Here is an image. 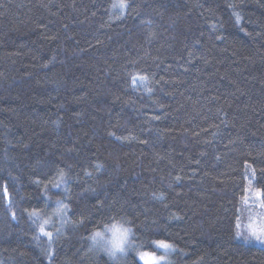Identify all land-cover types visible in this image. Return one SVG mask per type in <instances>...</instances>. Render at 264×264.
Instances as JSON below:
<instances>
[{
	"label": "trees",
	"instance_id": "1",
	"mask_svg": "<svg viewBox=\"0 0 264 264\" xmlns=\"http://www.w3.org/2000/svg\"><path fill=\"white\" fill-rule=\"evenodd\" d=\"M254 191L264 0H0V264H264Z\"/></svg>",
	"mask_w": 264,
	"mask_h": 264
},
{
	"label": "clouds",
	"instance_id": "2",
	"mask_svg": "<svg viewBox=\"0 0 264 264\" xmlns=\"http://www.w3.org/2000/svg\"><path fill=\"white\" fill-rule=\"evenodd\" d=\"M132 228L123 219L112 223H104L102 227L92 233L93 246L100 247L102 251L112 257L125 253L130 244Z\"/></svg>",
	"mask_w": 264,
	"mask_h": 264
},
{
	"label": "rangeland",
	"instance_id": "3",
	"mask_svg": "<svg viewBox=\"0 0 264 264\" xmlns=\"http://www.w3.org/2000/svg\"><path fill=\"white\" fill-rule=\"evenodd\" d=\"M120 5H115L114 9H119ZM250 194V195H249ZM248 197L246 199V206H250L251 210H254L251 212V218H250V223L244 225L243 230L244 234L249 237V233L251 229H255L257 234L264 236V231H262V229H264V203H262V201L260 200V194H258V192H249ZM54 211L57 212V209H54ZM53 212V211H52ZM51 213L50 216H58L59 217V221L58 224L62 225L63 222V218L61 214H57V213ZM42 216V215H41ZM44 215L41 218V223L43 222V220H48L49 224L45 225V227L49 226V228H53L54 222L52 220V217ZM62 218V219H61ZM254 241L258 244V245H264V242L262 241H258L255 238H253ZM131 244V243H130ZM130 247V246H128ZM159 250L161 251V257L165 259V256L171 252V247H169L168 249H164L162 247H159ZM160 257L153 255V254H141L140 255V259L144 264H153L154 260H158ZM161 258V259H162Z\"/></svg>",
	"mask_w": 264,
	"mask_h": 264
},
{
	"label": "snow or ice",
	"instance_id": "4",
	"mask_svg": "<svg viewBox=\"0 0 264 264\" xmlns=\"http://www.w3.org/2000/svg\"><path fill=\"white\" fill-rule=\"evenodd\" d=\"M140 79H146V77H140ZM133 83H135V78L133 79ZM56 187H59V185H56ZM7 192V189L5 188V193ZM59 204V202H57ZM66 210V206L60 205L57 208V214H63ZM33 217V224H36L39 227L40 233H42L44 236H47L48 238L52 237V232L45 231V225L49 224L48 220H43V222H40V217L37 213L33 212L30 214ZM14 216V214H13ZM264 231V229H262ZM237 236L240 235V232L237 231ZM249 238H255L258 241L264 242V236H261L257 234L255 229H251L249 233ZM159 247H162L164 249H168L170 246L164 242H160Z\"/></svg>",
	"mask_w": 264,
	"mask_h": 264
}]
</instances>
